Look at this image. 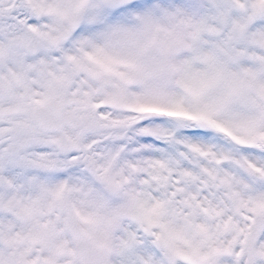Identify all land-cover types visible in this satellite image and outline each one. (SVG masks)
Segmentation results:
<instances>
[{
  "label": "snow or ice",
  "instance_id": "1",
  "mask_svg": "<svg viewBox=\"0 0 264 264\" xmlns=\"http://www.w3.org/2000/svg\"><path fill=\"white\" fill-rule=\"evenodd\" d=\"M0 264H264V0H0Z\"/></svg>",
  "mask_w": 264,
  "mask_h": 264
}]
</instances>
